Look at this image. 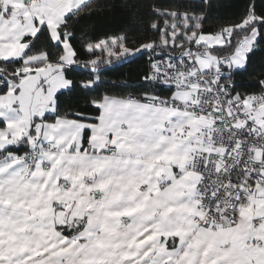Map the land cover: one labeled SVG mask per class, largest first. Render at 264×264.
Segmentation results:
<instances>
[{"label":"crops","instance_id":"0c3cea01","mask_svg":"<svg viewBox=\"0 0 264 264\" xmlns=\"http://www.w3.org/2000/svg\"><path fill=\"white\" fill-rule=\"evenodd\" d=\"M87 1H2L0 58L23 62L17 79L0 91V264H264V171L236 224L211 229L194 219L199 173L185 168L191 150L204 145L194 134L184 140L166 130L206 125L207 119L156 105L159 93L137 100L104 95L92 121L55 116L56 91L71 85L60 66L74 60L67 35L60 37L57 28ZM41 23L63 47L61 61L50 63L45 51L25 54L27 38ZM225 35L202 32L193 42L219 46ZM242 41L230 55V72L244 68L249 45H243L254 36ZM103 45L124 47L116 40ZM198 59L204 67L218 61L208 50H199ZM170 91L172 99L190 94ZM250 96L239 95L244 105ZM35 122L42 124L35 143L53 142L58 149L40 153L23 176V152L7 149L31 144ZM238 125L263 130L264 105Z\"/></svg>","mask_w":264,"mask_h":264},{"label":"trees","instance_id":"16d2710c","mask_svg":"<svg viewBox=\"0 0 264 264\" xmlns=\"http://www.w3.org/2000/svg\"><path fill=\"white\" fill-rule=\"evenodd\" d=\"M57 29L60 37L67 35L74 60L60 66L71 85L56 91L55 116L95 120L100 108L95 102L104 95H168L170 90L146 79L157 54H178L192 47L219 59L230 56L248 35L254 36L255 46L246 53L244 68L232 69L224 81L241 97L264 87V0H88L66 15ZM202 32H223L226 42L205 48L193 42ZM113 40L124 47L106 50L103 43ZM27 42L25 54L45 51L50 63L61 61L63 47L46 24L41 23ZM22 62L0 58V91L17 79ZM29 146L23 143L7 150L21 153Z\"/></svg>","mask_w":264,"mask_h":264},{"label":"built area","instance_id":"2783aa9c","mask_svg":"<svg viewBox=\"0 0 264 264\" xmlns=\"http://www.w3.org/2000/svg\"><path fill=\"white\" fill-rule=\"evenodd\" d=\"M249 44L248 49L254 48V43ZM198 56L197 48H187L181 54L161 52L154 58L146 79L172 90L190 91L186 101L172 99L171 94L154 96L156 105L174 110L187 109L198 119L208 121L198 127L180 124L174 130H166V134L184 140L194 134L204 145L191 150L185 170L199 173L195 195L200 213L194 219L201 226L215 229L238 222L239 214L249 206L250 187L261 181L264 129L254 132L238 124L264 105V88L253 93L251 101L244 105L237 93L230 94L223 81V77L230 74V58H220L218 65L207 68L199 64ZM128 97L135 99L132 95ZM57 149V144L49 141L26 149L23 152V176L33 171L40 153ZM256 151H260L259 156ZM120 222L125 224L127 217L122 216Z\"/></svg>","mask_w":264,"mask_h":264},{"label":"clouds","instance_id":"9594fccd","mask_svg":"<svg viewBox=\"0 0 264 264\" xmlns=\"http://www.w3.org/2000/svg\"><path fill=\"white\" fill-rule=\"evenodd\" d=\"M252 43H253V42H252ZM254 44H255V43H254ZM191 48H192V47H191ZM251 49H252V48H251ZM248 50H250V49H248ZM160 53H161V52H160ZM160 53H159V54H160ZM157 56H158V54H157ZM223 57H229V58H230V61H231V57H230V56H223ZM223 57H219L218 60H220V58H223ZM153 60H154V59H153ZM152 62H153V61H152ZM216 65H218V61H217ZM230 65H231V64H230ZM214 66H215V65H214ZM207 68H208V67H207ZM229 69H230V68H229ZM148 72H149V71H148ZM147 74H148V73H147ZM146 76H147V75H146ZM226 76H227V75H226ZM224 77H225V76H224ZM224 77H223V81H224ZM224 84H225V83H224ZM157 86H158V85H157ZM225 86H226V85H225ZM161 87H162V86H161ZM164 87H166V86H164ZM166 88H168L169 90H172V89H170L169 87H166ZM227 88H228V87H227ZM261 89H262V88H261ZM259 90H260V89H259ZM172 91H173V90H172ZM229 92H230V91H229ZM233 93H234V92H233ZM233 93L230 92V94H233ZM130 95H132V94H128V96H130ZM164 95H165V94H164ZM168 95H170V94H168ZM251 95H252V94H251ZM132 96L135 97L134 100H137V96H135V95H132ZM157 96H158V95H157ZM128 98H129V97H128ZM187 99H188V98H187ZM187 99H186V100H187ZM186 100H183V101H186ZM254 114H255V113H254ZM254 114H253V115H254ZM38 125H39V124H38L37 122L34 123V125H33V127H32L33 131H37ZM190 125H192V124H190ZM34 126H35V128H34ZM192 126H194V125H192ZM37 133H38V131H37ZM35 135H37V134H35ZM35 135H34V136H35ZM39 136H40V135H39ZM33 138H34V137H33ZM44 143H45V142H44ZM35 144H36V143L34 142L33 144H30L29 147H31V146H33V145H35ZM37 145H39V144H37ZM29 147H27L26 149H28ZM26 149H25V150H26ZM25 150H24V151H25ZM24 151H23V152H24ZM44 154H45V153H44ZM22 155H23V153H22ZM38 156H39V155H38Z\"/></svg>","mask_w":264,"mask_h":264},{"label":"water","instance_id":"95a60500","mask_svg":"<svg viewBox=\"0 0 264 264\" xmlns=\"http://www.w3.org/2000/svg\"><path fill=\"white\" fill-rule=\"evenodd\" d=\"M41 126H42V124L39 123L38 128H37L38 133H37V135L34 136V138H32V139L29 141V143L33 144L34 142H36V140L38 139L39 135L41 134ZM67 209H68V208H67ZM67 209H66V210H67Z\"/></svg>","mask_w":264,"mask_h":264},{"label":"rangeland","instance_id":"374dc122","mask_svg":"<svg viewBox=\"0 0 264 264\" xmlns=\"http://www.w3.org/2000/svg\"><path fill=\"white\" fill-rule=\"evenodd\" d=\"M169 39H170V38H169ZM242 42H243V41H242ZM241 44H242V43H241ZM247 45H250V44H249V43H245V44L243 45V47H244V46H247Z\"/></svg>","mask_w":264,"mask_h":264}]
</instances>
